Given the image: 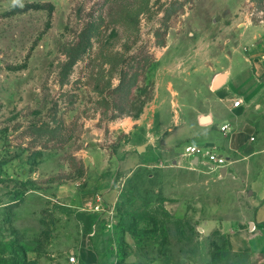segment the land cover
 <instances>
[{
    "label": "rangeland",
    "instance_id": "obj_1",
    "mask_svg": "<svg viewBox=\"0 0 264 264\" xmlns=\"http://www.w3.org/2000/svg\"><path fill=\"white\" fill-rule=\"evenodd\" d=\"M252 26L264 0H0V264H237L227 232L252 217L256 170L183 148L264 143L253 95L209 120Z\"/></svg>",
    "mask_w": 264,
    "mask_h": 264
},
{
    "label": "crops",
    "instance_id": "obj_2",
    "mask_svg": "<svg viewBox=\"0 0 264 264\" xmlns=\"http://www.w3.org/2000/svg\"><path fill=\"white\" fill-rule=\"evenodd\" d=\"M242 37V40H246L250 44H253V48L246 61L238 58L236 61L237 65L232 66L231 69H234L236 72L235 78L231 80V71H224L215 75L212 80L211 86L216 77L224 73L221 84L217 87L212 86L215 90L219 91L221 95V97L218 98L216 110L214 113H211L209 117L212 123L214 114L219 109V104L221 102L223 103H221L222 106L226 107L229 112L237 116H243L247 111L241 99V96L244 95H253V98L257 101L256 104H254V110L263 108V111L260 113L264 112V96H262L264 95V87L256 83V77L258 75L262 74L264 78V59L259 58V54L262 53L261 56L264 55V28L261 26L246 28ZM236 99H239L241 103L239 106L234 107L233 102ZM254 120L255 119H253V121ZM253 121L250 123L244 120L241 128L245 127L248 133L250 127L253 126ZM224 122H222L221 125ZM232 127L231 123L229 129ZM235 131L230 132V135L227 137H221L218 135V132L215 131L211 134V139L201 140V145L206 143H208V145L213 144L216 150L219 149V152H217L227 158V163L229 157L226 154L229 153L236 157L239 156V158H250L249 171L253 172L254 169L256 170L254 177L250 180V187L248 190L250 202L253 206L252 217L247 223L239 225L227 232V249L236 257L237 264H264V156L261 155L264 151V143L258 142L256 144V136L254 134H245L243 138L238 137V139H235L236 135L240 134L237 129ZM261 133H263L264 137V131ZM251 136L254 137L253 140L250 139ZM221 140L224 141V144H221ZM247 143H253L258 148L250 152V147H248ZM191 161L194 164H198L194 158L190 160V162ZM227 163L225 165V173L227 172ZM217 172L221 174L220 171Z\"/></svg>",
    "mask_w": 264,
    "mask_h": 264
},
{
    "label": "built area",
    "instance_id": "obj_3",
    "mask_svg": "<svg viewBox=\"0 0 264 264\" xmlns=\"http://www.w3.org/2000/svg\"><path fill=\"white\" fill-rule=\"evenodd\" d=\"M241 101L236 99L233 102V106H239ZM229 126L223 124L220 126V130L227 131ZM251 140L254 139L253 136L250 137ZM183 154L187 156L190 160L194 158L196 163H204L207 164L211 169L220 171V168L225 166L227 163V158L224 157L222 154L218 153L215 150V147L212 145H195V144H186L183 148ZM191 163H193L191 161ZM68 263L69 264H80L79 260L77 259L76 255L71 252L68 255Z\"/></svg>",
    "mask_w": 264,
    "mask_h": 264
},
{
    "label": "water",
    "instance_id": "obj_4",
    "mask_svg": "<svg viewBox=\"0 0 264 264\" xmlns=\"http://www.w3.org/2000/svg\"><path fill=\"white\" fill-rule=\"evenodd\" d=\"M223 77H224V73L219 74V75L216 77V79L214 80L212 86H213V87H217V86H219V85L221 84V82L223 81ZM143 148H144V145H139V146L137 147L138 150H142ZM225 171H226V167H225V166H223V167L220 168V173H221V174H224Z\"/></svg>",
    "mask_w": 264,
    "mask_h": 264
},
{
    "label": "trees",
    "instance_id": "obj_5",
    "mask_svg": "<svg viewBox=\"0 0 264 264\" xmlns=\"http://www.w3.org/2000/svg\"><path fill=\"white\" fill-rule=\"evenodd\" d=\"M80 48H81V43H79L78 45H77V47H75L74 48V53H72L71 54V52H69V56H71L70 58H74L77 54L76 53H78L79 51H80ZM76 49H78V50H76ZM76 51V52H75ZM82 51V50H81ZM80 51V52H81Z\"/></svg>",
    "mask_w": 264,
    "mask_h": 264
}]
</instances>
